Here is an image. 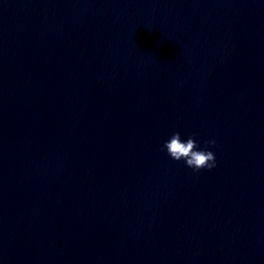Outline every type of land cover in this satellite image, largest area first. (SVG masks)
Segmentation results:
<instances>
[{
  "label": "water",
  "instance_id": "obj_1",
  "mask_svg": "<svg viewBox=\"0 0 264 264\" xmlns=\"http://www.w3.org/2000/svg\"><path fill=\"white\" fill-rule=\"evenodd\" d=\"M0 264H264V0H0Z\"/></svg>",
  "mask_w": 264,
  "mask_h": 264
},
{
  "label": "clouds",
  "instance_id": "obj_2",
  "mask_svg": "<svg viewBox=\"0 0 264 264\" xmlns=\"http://www.w3.org/2000/svg\"><path fill=\"white\" fill-rule=\"evenodd\" d=\"M196 135L193 133L185 138L180 131H175L164 141L162 150H165L172 159L184 162L195 172L216 168L218 161L215 151L207 146L201 147ZM216 143L215 139L205 141V145Z\"/></svg>",
  "mask_w": 264,
  "mask_h": 264
}]
</instances>
